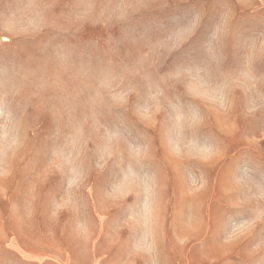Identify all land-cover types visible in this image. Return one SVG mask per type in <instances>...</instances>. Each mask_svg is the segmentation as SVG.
Segmentation results:
<instances>
[{
	"label": "rangeland",
	"instance_id": "1",
	"mask_svg": "<svg viewBox=\"0 0 264 264\" xmlns=\"http://www.w3.org/2000/svg\"><path fill=\"white\" fill-rule=\"evenodd\" d=\"M264 264V0H0V264Z\"/></svg>",
	"mask_w": 264,
	"mask_h": 264
},
{
	"label": "crops",
	"instance_id": "2",
	"mask_svg": "<svg viewBox=\"0 0 264 264\" xmlns=\"http://www.w3.org/2000/svg\"><path fill=\"white\" fill-rule=\"evenodd\" d=\"M96 264H104V263L103 262H101V263L100 262H97ZM118 264H123V263H118Z\"/></svg>",
	"mask_w": 264,
	"mask_h": 264
}]
</instances>
